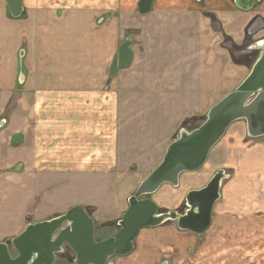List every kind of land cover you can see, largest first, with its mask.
Listing matches in <instances>:
<instances>
[{"label":"crops","instance_id":"1","mask_svg":"<svg viewBox=\"0 0 264 264\" xmlns=\"http://www.w3.org/2000/svg\"><path fill=\"white\" fill-rule=\"evenodd\" d=\"M138 1L23 0L21 15L11 17L4 0H0V172L9 167L18 169L9 186L1 184L0 173V186L5 189L0 192V242L16 237L27 224L52 218L74 205L83 206L92 217V210L85 207L88 200L83 198L84 193H75V199L67 201L66 191L74 193L77 189L76 185L70 188L74 166H79L77 181L82 178L84 163L82 159L68 163L65 156L71 157L67 149L82 154L80 124L84 117L90 121L95 118L98 87L123 41L131 40L133 55L129 66L120 69L123 73L118 79L115 74L120 70L113 76L108 73L104 82L116 81L106 88L113 99L107 103L100 133L115 138L116 118L120 115L110 110L122 111L123 123L127 121L131 132L129 138H124L129 145L122 149L132 146L141 150V165L144 170L150 169L149 173L161 162L173 140L169 135L179 118L189 113L197 116L196 110L202 111L204 118L212 105L248 75L264 43V0H153L146 14L138 13ZM203 26L207 31L202 30ZM135 29L143 50L130 35ZM135 103L140 107L136 108ZM144 107L147 117L162 119L157 124L149 121L145 141L135 137ZM93 133L92 139L100 143L99 134ZM68 134L72 135L71 146L65 139ZM167 139L166 148L159 154L162 141ZM228 139L235 143L232 136ZM242 141H250L245 124ZM54 151L57 153L52 154ZM148 155L158 156L157 162L146 161ZM96 165L108 163L100 160ZM221 168L231 170L225 183L232 178L231 167L218 165L205 184ZM60 180L63 186L52 189V183L55 186ZM45 190L53 199V207L50 199L46 206L45 201L36 205V193ZM221 192L212 209L210 226L201 236L172 229L168 224L146 228L134 241L130 264H153L161 255L170 257L172 264H264V220L242 228V219L251 216H242L231 205L216 211L222 202ZM33 206L36 214L29 212ZM122 208L123 204L113 213L114 218ZM232 210L239 218L230 216ZM237 219L238 229L235 224L231 228L230 223ZM152 234L155 239L143 237ZM146 245H151L148 251L143 250Z\"/></svg>","mask_w":264,"mask_h":264},{"label":"water","instance_id":"2","mask_svg":"<svg viewBox=\"0 0 264 264\" xmlns=\"http://www.w3.org/2000/svg\"><path fill=\"white\" fill-rule=\"evenodd\" d=\"M22 1L4 0L11 17L21 15ZM152 5L153 0H139L137 11L146 14ZM130 46L131 40L126 39L118 47L109 67L110 76L129 66L133 55ZM259 47L248 75L209 108L203 123L192 130H178L161 162L128 197V207L113 235L95 239L93 218L83 206L74 205L50 219L27 224L19 235L0 243V264H54L57 256H66L67 250L73 253V264H106L112 257L131 253L140 229L167 222L201 236L210 226L214 203L220 199V188L231 170L221 168L203 187L188 191L179 209L160 211L151 195L163 184L178 187L181 173L200 168L231 123L243 121L248 140L264 136V43Z\"/></svg>","mask_w":264,"mask_h":264},{"label":"rangeland","instance_id":"3","mask_svg":"<svg viewBox=\"0 0 264 264\" xmlns=\"http://www.w3.org/2000/svg\"><path fill=\"white\" fill-rule=\"evenodd\" d=\"M200 20H202L204 23L208 22V19L202 16H200ZM255 22H258V20L256 19ZM254 28L255 27L250 28L249 31L253 30ZM202 30L207 31L206 26H203ZM130 35L134 38L136 45L139 46V49L143 50L142 44L138 42L137 35H139V31L137 29L131 30ZM122 73V70L118 71V73L115 74V76L117 77L115 79H118L119 75H122ZM105 75L106 78H103L102 84L98 87V102L96 103L94 101V104L96 105L93 110L95 118L92 121H90L89 118L87 120L84 117L86 112L83 116L85 119L82 117V124H80V132H82V136L84 137V139H82V144L84 145L82 154L78 155V150L77 152L70 153V149H67V153L68 155H71V157H68L67 154L65 156V159L66 157L68 159V163L73 161L78 162L80 159L83 160L84 166L81 167L82 178L75 181V176L79 167L78 165L74 166L76 171L74 170L73 172L72 184L69 181V177L67 178V186H69L70 184V188L74 187L75 185L77 186V189L74 193L69 192L70 189L66 191V193L68 194L67 201L68 203L72 202L75 199V197H73V194L75 193H84L83 198L88 200L85 207L90 208L89 210H92L93 212L92 217L95 223V237L97 239H103L107 236H110L111 234H114L118 230V226H116L115 221L121 217V210L127 209L128 205L126 197L128 195H131L135 191L137 185L139 184V181H141V179L144 178L145 175L150 171V169L144 170L143 166L141 165V161L143 162V159L141 158L143 152L141 150L137 149L136 151L135 149L131 148L132 146L127 150L122 149L123 147L129 145V141L124 142V138H129L131 134L130 127L126 125L127 121L125 120V125L123 123L122 119L124 118L123 116H121L122 111H118V109L116 108L115 110H110V112H113L114 114L118 112L120 115L119 118H116L115 138L114 135L111 136L110 133H100L102 124L105 122V110L107 107V103L109 100L113 99V97L110 96V89L106 90V88H110L116 82L115 81L105 84L104 82L108 77L107 70L105 71ZM116 100L117 99H115V104H118ZM134 106L136 108L140 107V105H138L137 103H135ZM146 110L147 109L145 107L141 110V113L143 114L139 117V122L136 127L139 129L140 134L137 129L136 131L138 132V135H135V137L140 136L143 141L146 140L145 134L149 128V121L151 123L154 122L157 124L162 120L161 118H158V116H153V118L150 119L149 116L147 117L145 115ZM182 110L183 108L180 106L178 109L179 115L182 114ZM196 113L197 116H194L193 113H189L184 117H180L177 124H175L172 128L169 138L172 137L171 140L174 139L181 127L190 130L201 125L204 121V118L201 116H203L204 114L202 111L197 110ZM92 132L99 134L98 142L100 143H95V140L92 139ZM243 135L244 123L242 121L235 122L229 125L220 142L210 152L209 158L200 168L195 171L183 173L180 177L177 188H173L169 184L162 185L158 189V191L153 194L152 199H154L158 206L161 208L170 210H173L175 208L179 209L180 207H183V199L186 191L190 188L199 187L205 184V182L213 173L215 166L220 165L224 167H231L234 171L233 176L228 182L225 183V185L221 189L222 202L217 205L216 211H219V207L223 205H231L237 211V213L238 211L241 212L242 216H251L242 219V228L244 225L252 224L256 220L261 223L264 220L260 219L262 216H264V136L254 140H250L248 142H243ZM71 136L70 134H68L67 137H65L66 141L69 142L67 143V145L69 144V146H71ZM229 136H232L234 138L235 143L231 144L228 142ZM169 140L170 139L162 141L159 154L164 151ZM61 141V144L65 143V141H63L62 139ZM55 144L56 143L52 144V146H54ZM54 153H57V151L52 152V154ZM93 155H95L94 158H92ZM146 157V161L153 160L156 163L158 160V156L156 157V155H148ZM53 158H58V154ZM100 160L108 163V165H96L100 162ZM17 171L18 169L16 167H9L7 169L1 170L0 173L1 175H3V182L1 184L9 186L8 183H11V178L13 175H16ZM78 176L79 174L77 173V177ZM63 184L64 183L62 180H60V182L55 186L54 183H52V189L55 190L54 187L63 186ZM2 190L5 189L0 186V192ZM57 197L58 196H56V199ZM35 198L36 205L41 201H45L43 206H46L48 199H50V207L54 206L53 199L49 196V194H46V190L45 193H36ZM122 204L123 208L114 218L113 213L118 211V207ZM29 205L25 207V210L29 208ZM34 209L35 206L31 207L29 212H33ZM237 213L232 210L230 216L234 215L239 218V214ZM166 224L170 225L171 228L173 227L174 229H177L174 222H168ZM234 224L238 229L239 220L237 219L236 222H231L230 227L232 228ZM144 229L141 230L144 231ZM230 234L231 232L229 233V235ZM143 237L147 239H155V234L147 236L144 235ZM145 243L146 242H144V244ZM150 246L151 245L144 246L143 250L148 251L150 249ZM71 253L72 252L68 251L66 253V256L64 257L61 255L57 256L54 264H73L69 260L68 256L70 255L71 258ZM129 255L124 257H112L109 260L110 264H130ZM163 260H167L169 264H172V262L170 261V257L163 258L162 255L155 259L153 264H159Z\"/></svg>","mask_w":264,"mask_h":264},{"label":"flooded vegetation","instance_id":"4","mask_svg":"<svg viewBox=\"0 0 264 264\" xmlns=\"http://www.w3.org/2000/svg\"><path fill=\"white\" fill-rule=\"evenodd\" d=\"M230 43V42H229Z\"/></svg>","mask_w":264,"mask_h":264}]
</instances>
